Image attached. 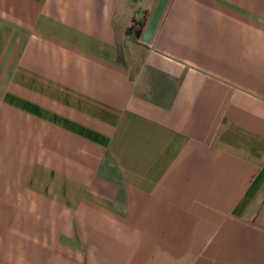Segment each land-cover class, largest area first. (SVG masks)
<instances>
[{"label":"crops","instance_id":"1","mask_svg":"<svg viewBox=\"0 0 264 264\" xmlns=\"http://www.w3.org/2000/svg\"><path fill=\"white\" fill-rule=\"evenodd\" d=\"M0 264H264V0H0Z\"/></svg>","mask_w":264,"mask_h":264}]
</instances>
